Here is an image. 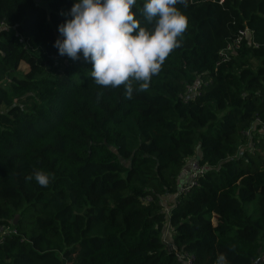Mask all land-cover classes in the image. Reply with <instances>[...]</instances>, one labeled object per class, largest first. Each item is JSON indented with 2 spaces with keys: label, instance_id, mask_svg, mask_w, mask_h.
<instances>
[{
  "label": "trees",
  "instance_id": "obj_1",
  "mask_svg": "<svg viewBox=\"0 0 264 264\" xmlns=\"http://www.w3.org/2000/svg\"><path fill=\"white\" fill-rule=\"evenodd\" d=\"M76 2L0 0V264H181L176 250L192 264H254L264 0L175 5L188 21L179 46L146 90L131 81V99L123 84H96L82 53L54 47ZM145 3L132 13L151 34ZM190 158L202 170L180 183ZM35 171L50 183L26 179Z\"/></svg>",
  "mask_w": 264,
  "mask_h": 264
},
{
  "label": "clouds",
  "instance_id": "obj_2",
  "mask_svg": "<svg viewBox=\"0 0 264 264\" xmlns=\"http://www.w3.org/2000/svg\"><path fill=\"white\" fill-rule=\"evenodd\" d=\"M183 3L185 0H146L142 10L146 21L151 24L158 18L150 34L132 13L136 0H77L70 12L62 13L72 18L59 26L62 39H57L54 47L60 56L74 61L82 53L84 60L93 64L91 76L96 84L105 88L123 84L131 99V81H143L139 90H146L179 46L177 37L186 30L188 21L175 5ZM33 178L41 186L51 180L43 171L26 177ZM218 264H227L224 255L219 256Z\"/></svg>",
  "mask_w": 264,
  "mask_h": 264
},
{
  "label": "built area",
  "instance_id": "obj_3",
  "mask_svg": "<svg viewBox=\"0 0 264 264\" xmlns=\"http://www.w3.org/2000/svg\"><path fill=\"white\" fill-rule=\"evenodd\" d=\"M246 36H248V31L245 30V29L244 30H240L239 31L238 38H236L234 40V43L236 44V46L238 45V43L240 42V40L243 37H246ZM192 167L195 169L194 174H193V177L196 174V172H201V170H202V168H199L194 161H192ZM181 189H183L182 186H181ZM163 238H164V240H166L167 243H169V245H171L170 241L168 242V240L166 239L165 233L163 235ZM171 249L174 250V247L172 245H171ZM175 254H176V257H177L178 261L181 264H192V258L190 256H188L187 254L178 252L177 250H176Z\"/></svg>",
  "mask_w": 264,
  "mask_h": 264
},
{
  "label": "rangeland",
  "instance_id": "obj_4",
  "mask_svg": "<svg viewBox=\"0 0 264 264\" xmlns=\"http://www.w3.org/2000/svg\"><path fill=\"white\" fill-rule=\"evenodd\" d=\"M21 69H25L26 66L24 64L21 65L20 67ZM192 161H193V158H190L189 162H188V165L187 167L185 168L184 172L182 173V177H181V181L180 183H185V184H188L191 182L192 178H193V174H194V171L195 169L192 167ZM184 185V184H183ZM181 188V185L179 186V189ZM169 200H172V198H167V199H164L163 200V203L165 202L166 204H169L170 201ZM165 204V205H166ZM166 232V230H165ZM167 233V232H166ZM170 237V236H169ZM169 237L166 235V239L168 241H170ZM264 256V255H262Z\"/></svg>",
  "mask_w": 264,
  "mask_h": 264
},
{
  "label": "crops",
  "instance_id": "obj_5",
  "mask_svg": "<svg viewBox=\"0 0 264 264\" xmlns=\"http://www.w3.org/2000/svg\"><path fill=\"white\" fill-rule=\"evenodd\" d=\"M184 172V171H183ZM182 176V175H181ZM181 186H183V184H180ZM170 198H172V200H173V197H170ZM172 200H169L170 201V203L172 202ZM169 203V204H170ZM166 203L164 202L163 203V205L166 207L165 209H167V206L169 205V204H166ZM165 230H166V232L164 231V233H165V235H167L168 237H169V234H170V232H169V230H170V228H169V226H166V228H165Z\"/></svg>",
  "mask_w": 264,
  "mask_h": 264
},
{
  "label": "water",
  "instance_id": "obj_6",
  "mask_svg": "<svg viewBox=\"0 0 264 264\" xmlns=\"http://www.w3.org/2000/svg\"><path fill=\"white\" fill-rule=\"evenodd\" d=\"M14 223H16V219H15ZM263 260H264V256H261L260 258H258V259L254 262V264H260Z\"/></svg>",
  "mask_w": 264,
  "mask_h": 264
}]
</instances>
